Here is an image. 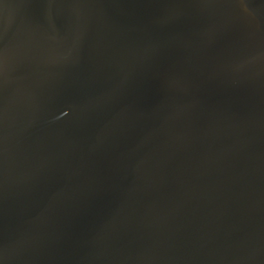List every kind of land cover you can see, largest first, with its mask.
<instances>
[{"label": "water", "instance_id": "95a60500", "mask_svg": "<svg viewBox=\"0 0 264 264\" xmlns=\"http://www.w3.org/2000/svg\"><path fill=\"white\" fill-rule=\"evenodd\" d=\"M0 264H264V0H0Z\"/></svg>", "mask_w": 264, "mask_h": 264}]
</instances>
